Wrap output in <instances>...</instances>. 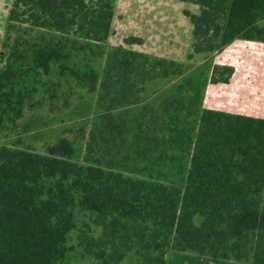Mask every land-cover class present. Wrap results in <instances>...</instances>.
<instances>
[{
	"label": "trees",
	"instance_id": "16d2710c",
	"mask_svg": "<svg viewBox=\"0 0 264 264\" xmlns=\"http://www.w3.org/2000/svg\"><path fill=\"white\" fill-rule=\"evenodd\" d=\"M191 1L200 7L186 10L194 52L221 51L237 39L264 41V0ZM10 17L37 32L8 39L0 134L23 115L42 73L97 91L100 112L82 158L68 137L46 153L0 144V264H73L69 236L81 211L102 226L99 236L89 225L78 234L81 258L91 264H123L133 250L140 264H168L170 251L264 264V117L204 107V82L187 76L164 101L173 117L147 121L148 83L186 72L175 60L120 44L101 75L94 60L104 50L96 46L112 32L114 0H14ZM232 72L215 65L209 80L228 82ZM189 91L195 93L186 101ZM140 104L144 111L133 112ZM185 105L199 113L196 136L177 122ZM164 143L191 148L182 184L146 173L133 160Z\"/></svg>",
	"mask_w": 264,
	"mask_h": 264
},
{
	"label": "rangeland",
	"instance_id": "374dc122",
	"mask_svg": "<svg viewBox=\"0 0 264 264\" xmlns=\"http://www.w3.org/2000/svg\"><path fill=\"white\" fill-rule=\"evenodd\" d=\"M13 1L0 0V69L6 66L10 53V47L7 46L8 39L11 37V40H14L18 35L26 37L37 32L36 28L32 29L25 23L11 22ZM186 10L199 13L200 7L191 0H114L112 32L101 42L102 48L96 46L98 52L100 49L104 50L94 60L101 75L108 53L120 44L151 57L175 60L182 64L186 72L183 76L158 78L148 83L146 90L148 99L145 102L148 106L147 109L145 108L148 114L147 121H152L154 116L159 117V115L164 117L163 120L169 119L166 115L173 117L174 107L166 109L164 101L174 92L179 81L187 76L194 77L198 86L199 82H204L200 87L203 106L205 96L207 97L205 103L208 105L219 106L218 101L222 103V100L218 99L217 86L209 80L211 71L207 70L214 58L205 52H194L193 24ZM262 23L264 24V19ZM130 36L141 37L143 42L126 44L125 38ZM255 45L245 42L231 47L230 51L255 49ZM226 59L236 62L237 67L242 63L239 57L227 56ZM31 87L33 94L26 99L23 115L18 118L16 124L12 122L7 124L0 134V144L19 145L46 153L50 144L61 137H68L74 142L77 155L80 158L84 157L89 147L94 121L100 112L97 103L98 92H92L67 75L59 73L49 75L42 73ZM193 93L195 92L186 93V101ZM143 106L140 104L132 110L139 114L144 111ZM190 108L189 105H185V109L181 111L182 117L177 119V122L182 126L187 124L196 136L199 113H192L191 110L196 108ZM190 150L191 148L187 147L182 151L176 148L174 143L172 145L164 143L148 147V151H142L133 160L137 161L139 168L146 167V173H155L182 184L189 165ZM195 220L200 223L202 216L196 215ZM87 225L96 236L102 233V226L93 221L90 212L81 211L77 214V227L69 236L70 244L76 247L71 257L73 264L93 262L92 258L82 259L78 247V234ZM140 262L139 256L133 250L123 264H140Z\"/></svg>",
	"mask_w": 264,
	"mask_h": 264
},
{
	"label": "crops",
	"instance_id": "0c3cea01",
	"mask_svg": "<svg viewBox=\"0 0 264 264\" xmlns=\"http://www.w3.org/2000/svg\"><path fill=\"white\" fill-rule=\"evenodd\" d=\"M254 43L255 49H240L239 52H231L230 48L242 43ZM207 53V52H205ZM213 57L212 64L207 70L211 71L215 65L235 66L228 82H212L217 86L219 106L208 105L207 97L204 99V107L224 110L234 113H242L264 117V41L237 39L221 51L207 53ZM227 56L238 58L242 61L237 67L236 62L230 61ZM249 71L250 73H245ZM251 77V78H250ZM221 92H220V91ZM220 92V93H219ZM221 97V98H220ZM231 102L232 104H229ZM168 264H254L238 262L235 260H214L210 257H200L192 252L170 251Z\"/></svg>",
	"mask_w": 264,
	"mask_h": 264
}]
</instances>
